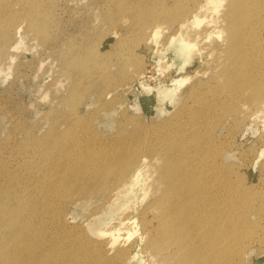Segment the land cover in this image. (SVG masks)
<instances>
[{
  "label": "bare ground",
  "instance_id": "bare-ground-1",
  "mask_svg": "<svg viewBox=\"0 0 264 264\" xmlns=\"http://www.w3.org/2000/svg\"><path fill=\"white\" fill-rule=\"evenodd\" d=\"M161 2V11L153 15L157 22L146 26L144 35L149 32L153 38L159 32H167L169 25L175 26L176 30L171 28L178 30L176 34L187 52L197 46V52L209 64V77L229 86L225 92L231 97L226 110L230 115H235L238 108L250 116L263 111L264 0ZM41 7L38 0H0V54L10 62L15 57L12 50L19 48V42L11 41L12 35L33 30L35 38L41 35L40 39H45L49 26L38 18L42 17ZM25 24L31 30L28 25L25 29ZM95 51L83 56L79 52L76 59L67 58L66 68L60 70L64 79L53 85L69 84L59 102L45 115L49 123L47 135L38 140L27 138L35 141L32 145L39 142V148L32 146L23 152L28 158L32 151L41 156L40 173L28 171L20 176L10 169L9 160L0 158V174L5 183L0 185V264H133L139 247L152 261L159 258L160 264H245L243 255L248 244L264 240L248 241L235 232L246 233L245 223L235 216L238 202L253 203L238 186L219 189L218 195L230 191V196L224 210L216 214L215 130L216 117L222 118L216 97L221 98L224 93L206 97L211 92L209 70L192 76L197 78L185 88L184 108L172 124L170 120L168 125L152 122V126H141V116H137L139 126L134 124L135 128L127 129L125 122V127L119 125L117 135L109 137L95 125L90 110L84 112L86 104L81 102L86 98L84 93L104 83L105 87L97 89L98 94L95 90V112L113 111L123 103L120 83L112 81L116 67L115 73L109 71L116 61L106 59L107 52L104 55ZM117 53L121 52L116 51V56ZM93 54L97 57L92 60ZM124 56L121 58L129 55ZM102 58L105 62L100 63ZM120 59L117 61L122 63ZM215 59L220 62V70L216 65L211 67ZM156 67L173 78L172 65L166 59H161ZM244 91L249 93L244 95ZM62 128L67 131L65 134ZM26 164L24 161L23 166ZM20 183L23 187H12ZM141 190L145 202L137 200ZM74 193L89 196H82V200L95 204L91 220L112 212L116 214L114 223L100 227L87 220L85 227L71 226L63 201H71ZM226 248L228 252H222Z\"/></svg>",
  "mask_w": 264,
  "mask_h": 264
},
{
  "label": "rangeland",
  "instance_id": "rangeland-1",
  "mask_svg": "<svg viewBox=\"0 0 264 264\" xmlns=\"http://www.w3.org/2000/svg\"><path fill=\"white\" fill-rule=\"evenodd\" d=\"M10 1L18 0H7V3ZM38 1L42 4L40 14L43 17L38 18L44 22L46 21L45 23L49 26L47 35L44 36L45 39H40L41 37L39 36L41 35L38 36L39 38H35L33 30L28 24H25V29L28 25L30 32L14 34L11 37V41L19 42V48L15 47L16 49L12 50L15 54L13 63L6 56L0 54V65L3 66V71L0 72V158H3L6 162L9 160L10 169L16 170V173L20 176H25L28 171H31L32 174H38V169L43 166L40 155H34V151L31 150L32 158H28L27 152H23L32 146L39 148V142L32 145L35 141L27 138H37L38 140L43 134L47 135L46 130L49 127V123H47L45 115L55 106V103L59 102L60 96L64 95L69 84L65 82L67 86L64 85L63 87L61 84L56 86L53 83L64 79L62 71L66 68L67 60L73 56L76 59V55L79 52L82 56L87 55V53L90 54L94 50L99 54L104 52V55L107 52L104 57L108 60L113 58L112 61H116V66L112 65V69L109 68V71L111 70L112 73H115L114 70H116V73L119 71L120 74H123L122 77L119 73H115L112 78L113 82L115 79L116 82L120 83L119 91L124 97L123 103L119 105L118 109L107 112H95L98 103L94 102V100H96L98 90L106 86L104 83H98L99 85L97 84L94 90L84 93L86 98H82V101L80 100L86 104L84 112L90 110V113H87L92 115L90 117L95 122V125L99 126L98 128L104 132L105 136L117 135L120 129L119 125L125 124V122L127 129H133L135 125L136 127L139 125L152 126V122L153 124H158L159 122L168 125L171 120L170 124H172V121L179 117L180 112L184 108L186 99L185 88L197 78L192 76L197 71H208L210 69L208 67L209 64L197 52V46L194 48V53L186 51L187 49L180 42V36L176 34L178 30L174 31L171 28L174 27L175 29V26L168 24L170 28L167 29V32H159L156 36L153 35L154 41L149 32H145L146 34L144 35L143 30L146 29V26L149 27L157 22V17L154 16L156 17L154 18L153 15L161 11L159 9L163 5L161 0ZM137 9L140 10L138 11ZM18 13L22 12L19 10ZM145 15L147 16L144 18ZM141 17L143 19L139 20ZM136 18L137 20H135ZM140 21L143 22L141 23ZM158 22L161 21L158 20ZM165 24L167 26V23ZM140 26L143 27L141 30ZM215 40L218 42V37ZM116 51L121 53H117L116 56ZM133 52L136 56L132 55ZM118 54L122 58L125 54V56L129 55L127 57L131 58V61L125 56V59L120 57L121 61L118 58ZM94 56L97 57V55L93 54L92 60L95 58ZM2 57L5 59L3 60ZM102 59H99L100 63L105 62V58ZM119 59L122 63L118 62ZM161 59L164 61L166 59L172 65L171 77L173 78L170 79L169 73L164 75L165 73L163 74L156 67V64ZM214 61L211 67L216 65L220 70V62H218V59L215 63ZM62 62L66 63L63 64ZM118 63L121 66L118 67ZM8 64H10V68H8ZM124 65L125 67H122ZM128 67L129 69H126ZM117 68L121 70H117ZM60 70L62 71L60 72ZM136 70L140 72L137 73ZM209 75L210 70L207 78H210ZM120 79H122V82ZM132 79L135 80L132 81ZM222 83V81L217 82L211 79V92L206 95V97L211 98L220 92L224 93L221 98L216 97V102L219 103V108L221 107L218 112H222V118L216 117L215 130L216 174H218V177H216V214L224 210L226 201L230 196V191L218 195L219 189L225 186H238L242 189L244 197L247 194L253 199V203L250 201H237L238 205L234 209L235 216L239 221L245 223L243 228L246 233L235 232L241 237H247L248 241L254 239L264 240V110L257 112L256 116H250V114L237 106L236 114L230 115L226 110L227 107H230L227 102L231 97L225 92L229 86H223ZM101 86L102 88H100ZM243 93L245 95L249 92L244 91ZM240 99L243 100V97H240ZM93 108L94 110H92ZM100 116L103 117L102 120ZM130 116L132 119L129 118ZM137 116H141L139 125V121L136 120ZM125 119L127 121L129 119L132 122L128 121L129 124L127 125ZM124 124L122 126L125 127ZM62 129L64 130V128ZM64 131L63 134L67 132L66 130ZM47 138H50V136ZM26 139L29 143L26 142ZM23 143L25 144L23 145ZM24 161H27L26 167L23 166ZM0 178L1 185V182L4 183V178L1 174ZM30 181L32 183L34 180ZM7 186L9 187L10 185ZM12 187H23V184L20 183ZM142 192L141 190L137 196L139 202H145ZM82 196L84 195L74 193L71 196V201H66L64 199L65 196L63 198V203L66 202L64 203V209L67 217L69 215L68 222L71 226L84 225L85 227L88 221H93V225H99L100 227L107 225L109 227L114 223L116 214L112 212L104 213L95 221L91 220L92 213L96 209L95 204L83 201ZM84 197L87 198L89 196ZM13 203L15 205L16 201L13 200ZM250 224L253 225L251 226ZM129 241L126 243L129 244ZM249 246H251V243L245 249L243 263L264 264V243L255 240L252 246ZM135 252L136 254L132 258L133 264H160L157 260L159 258L155 257L152 261L151 257L149 258L147 253L143 252L140 247ZM222 252H228V248L222 250ZM239 264L241 263L239 262Z\"/></svg>",
  "mask_w": 264,
  "mask_h": 264
}]
</instances>
